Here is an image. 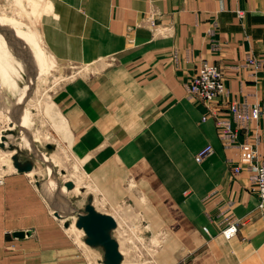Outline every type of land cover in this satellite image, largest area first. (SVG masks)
I'll return each mask as SVG.
<instances>
[{"label": "crops", "instance_id": "1", "mask_svg": "<svg viewBox=\"0 0 264 264\" xmlns=\"http://www.w3.org/2000/svg\"><path fill=\"white\" fill-rule=\"evenodd\" d=\"M65 1L76 4L63 10L74 29L63 52L53 27L54 51L98 68L66 84L79 161L93 178L111 180L107 187L120 173L122 196L132 180L162 189L198 243L190 248L188 240L165 264H264L255 180L244 164L239 172L232 167L240 142L254 143L255 159L264 158V0ZM61 2L53 0L58 19ZM204 59L224 70L228 101L244 113L260 104L257 119L241 128L227 107L211 114L187 96L186 83ZM216 119L236 127L235 144H222ZM206 143L213 151L197 161ZM11 168L0 174V264H88L27 172ZM231 221L238 230L226 238L222 229Z\"/></svg>", "mask_w": 264, "mask_h": 264}, {"label": "rangeland", "instance_id": "2", "mask_svg": "<svg viewBox=\"0 0 264 264\" xmlns=\"http://www.w3.org/2000/svg\"><path fill=\"white\" fill-rule=\"evenodd\" d=\"M67 2L62 0V16L58 19L59 3L53 10V0H0V24L11 29L26 27L31 32L27 37L35 42L38 40L47 63L54 64L43 70L38 58L36 69L32 65L31 71L40 69L39 74L28 72L31 68L24 61L20 46H16L17 43L20 45V36L15 37L18 38L15 45V38L11 42L10 37L0 36L4 39L0 41V142L6 148L0 146V174L11 167L18 170L11 156L16 151L17 160L22 161L19 163H31L28 178L38 187L51 209L63 215L59 221L88 264H103V250L86 242L84 231L75 225L76 216L71 214L73 210L82 209L88 200L98 211L115 218L116 226L111 233L121 252L120 264H165L176 251L179 253L187 248L188 240L190 248L198 243L195 232L173 208L162 189H148L143 183L133 184L132 180L126 184H130L126 191L134 193L122 196L120 173L115 177V185L107 187L111 180L93 178L91 169L78 159L71 138L73 126L65 111L66 84L90 76L98 68L86 65L84 61L59 57L58 50L54 51V28H60L61 50L67 52L69 49L68 34L74 29L73 20L64 18L63 10L73 9L76 4ZM12 128L13 134L8 132ZM2 135L14 138V145L2 141ZM8 146L11 148L7 149ZM65 179L74 182L72 189H66L62 182ZM192 239L196 240L193 244Z\"/></svg>", "mask_w": 264, "mask_h": 264}, {"label": "built area", "instance_id": "3", "mask_svg": "<svg viewBox=\"0 0 264 264\" xmlns=\"http://www.w3.org/2000/svg\"><path fill=\"white\" fill-rule=\"evenodd\" d=\"M239 13V12H238ZM248 64H253L257 68L258 62H254V58H247ZM186 92L189 98L197 99L210 111L215 114L218 108L222 106L227 107L235 114L238 120V126L244 128L246 121L249 118L257 119L261 113L260 104L254 102L251 104L249 113L241 111L240 106L234 101L227 100V88L225 85V72L222 67L216 63L207 60H202L192 75L190 80L186 83ZM216 126L218 129L219 138L224 146H231L236 143L237 129L232 126V122L225 119H216ZM239 149V161L233 164V171L239 172L241 164L252 173L255 180V188L258 196L257 208L264 218V158L257 160L255 155L257 149L254 143L244 141L236 144ZM213 147L210 143H206L195 154L197 161L211 154ZM0 182H2V175H0ZM206 229V227H204ZM238 230L237 222H229L223 229L224 237L229 238L233 236Z\"/></svg>", "mask_w": 264, "mask_h": 264}, {"label": "water", "instance_id": "4", "mask_svg": "<svg viewBox=\"0 0 264 264\" xmlns=\"http://www.w3.org/2000/svg\"><path fill=\"white\" fill-rule=\"evenodd\" d=\"M8 123H11L10 120ZM13 129L14 128L9 129L8 132L13 134ZM2 137L4 139L7 138L6 135H2ZM0 146L2 147V149L6 150L3 142H0ZM9 148L11 147L8 146L7 149ZM17 152L18 151L14 152L13 155L11 156L16 161L15 167L18 169V171L29 172L30 170H32V166L30 162H24L22 164L19 163L22 161L17 160L18 159L16 157ZM62 182L65 184L67 189H72L74 186V182L71 179H65ZM82 211L83 213H81L79 216L76 217L75 225L84 231L86 235L85 236L86 242L92 245L94 244V245L100 246L102 248L103 256H104L103 264H120L121 252L119 250L117 240L112 236V233H111V230L116 226L115 218L109 213L98 211L95 208L92 201L90 200H88L87 202L83 204ZM53 214L58 219H61L58 211L53 210ZM64 221H65V224L68 223L67 222L68 220H64ZM14 233L16 235L22 236L24 235L25 232L16 231Z\"/></svg>", "mask_w": 264, "mask_h": 264}, {"label": "bare ground", "instance_id": "5", "mask_svg": "<svg viewBox=\"0 0 264 264\" xmlns=\"http://www.w3.org/2000/svg\"><path fill=\"white\" fill-rule=\"evenodd\" d=\"M26 31H28L29 32V30L26 28V27H24V28H20V29H11V28H8L7 26H4L3 24H0V36H8V37H10V41L12 42L13 40H14V38L17 36L18 37V35L20 36L19 37V39L18 38H15L16 39V41H13V44L15 45L16 44V42H17V39H18V42H19V44L20 45H17L16 44V46H20L19 48L21 49V53H22V56H23V59H24V61L26 62H28V67H30L31 69H30V71H28V72H33V71H35V70H33V71H31L32 70V65H33V68L34 69H36V66H35V64H37L36 63V60L39 58L40 59V61H41V67H43V70L45 69V68H47V67H54V64L53 63H47V60L45 59V55H44V52H43V49H42V47H41V45H40V43H39V41L38 40H36V42H35V40H31V38L30 37H27V36H30L31 34V32H29V35L27 34V32ZM26 32V33H25ZM25 33V34H24ZM3 37V38H4ZM11 38H12V40H11ZM33 38H35L34 36H33ZM2 39V38H1ZM1 39H0V41H1ZM5 39H7V38H5ZM9 39V38H8ZM7 39V40H8ZM2 40H4V39H2ZM7 40H6V42H7ZM5 42V41H4ZM15 42V43H14ZM6 44V43H5ZM8 44H12V43H8ZM7 44V45H8ZM16 46H14V47H16ZM12 47V46H11ZM11 49V48H10ZM18 49V48H17ZM16 49V50H17ZM20 49H18V50H20ZM12 50V49H11ZM11 50H10V52H11ZM13 50H15V49H13ZM15 50V51H16ZM19 52V51H18ZM27 64V63H26ZM27 66H26V69H25V73L28 75V73H27V68H28ZM40 67V68H41ZM29 70V69H28ZM36 72V71H35ZM34 72V73H35ZM39 72H40V69L36 72V73H38L39 74ZM26 74H25V76H26ZM34 76H36V75H34ZM33 78V77H32ZM27 79V78H26ZM31 80V79H30ZM27 81H28V79H27ZM9 126H11L10 125V123H9ZM13 139L14 138H6V139H4L3 137L1 138V140L3 141V140H5V141H7L9 144H11V145H14V143H13ZM16 145V144H15ZM31 171V170H30ZM64 186H65V184H64ZM66 187V186H65ZM67 189V188H66ZM67 190H70V189H67ZM50 207V206H49ZM51 208V207H50ZM52 211L54 210V209H51ZM54 211H56V210H54ZM81 213H83V211H82V209H76V210H73L72 211V213L71 214H73V216L75 215L76 217L77 216H79ZM60 214V213H59ZM60 217H61V219L62 218H64L63 217V215H61L60 214Z\"/></svg>", "mask_w": 264, "mask_h": 264}]
</instances>
